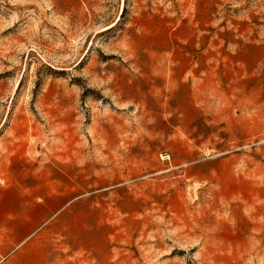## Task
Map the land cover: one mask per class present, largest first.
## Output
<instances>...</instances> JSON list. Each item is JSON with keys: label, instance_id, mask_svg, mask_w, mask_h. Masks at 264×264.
Wrapping results in <instances>:
<instances>
[{"label": "rangeland", "instance_id": "obj_1", "mask_svg": "<svg viewBox=\"0 0 264 264\" xmlns=\"http://www.w3.org/2000/svg\"><path fill=\"white\" fill-rule=\"evenodd\" d=\"M0 264H264V0H0Z\"/></svg>", "mask_w": 264, "mask_h": 264}]
</instances>
